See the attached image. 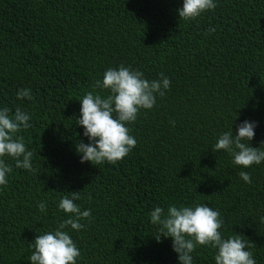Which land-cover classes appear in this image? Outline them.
<instances>
[{
    "label": "trees",
    "instance_id": "16d2710c",
    "mask_svg": "<svg viewBox=\"0 0 264 264\" xmlns=\"http://www.w3.org/2000/svg\"><path fill=\"white\" fill-rule=\"evenodd\" d=\"M215 2L188 22L183 0H0V108L30 115L19 135L35 169L5 157L13 171L0 187V264H31L30 244L68 218L59 201L78 191L74 203L92 220L65 229L77 264H179L171 238L155 239L150 213L194 204L218 211L223 236L245 237L264 264V162L244 169L213 152L244 121L256 124L250 146L264 143V0ZM121 65L149 81L163 73L170 89L127 125L137 146L122 161L81 163L80 101ZM20 89L33 99L18 100ZM215 254L198 247L194 264H215Z\"/></svg>",
    "mask_w": 264,
    "mask_h": 264
},
{
    "label": "clouds",
    "instance_id": "9594fccd",
    "mask_svg": "<svg viewBox=\"0 0 264 264\" xmlns=\"http://www.w3.org/2000/svg\"><path fill=\"white\" fill-rule=\"evenodd\" d=\"M216 7L215 0H183L182 8L177 11L180 20L191 22ZM170 85V79L163 73L159 79L149 81L143 72L123 65L106 70L102 81L96 80L93 91L80 101L77 123L84 128L83 135L89 140L87 144L79 141L76 145L81 163L90 162L93 166L105 162L116 164L128 156L137 146V141L127 125L134 124L142 110H152L157 96L162 98ZM97 90L108 94L101 95ZM17 99L32 100L31 89H20ZM30 119V115L20 107L15 108L14 114L8 107L0 108V187L7 186L8 174L13 171L5 157L14 160L16 168L35 172L33 152L26 148L24 137L19 135L32 126ZM172 123L175 126V122ZM255 128L254 122L244 121L237 126L234 135L231 127L230 131L218 137L213 152L228 153L232 163L244 169L260 165L264 162V143L259 148L250 146ZM239 177L245 183H252L251 174L247 171H240ZM79 199V191L60 199L58 207L68 218L54 231L38 235L30 244L34 249L29 258L31 264H77L81 252L65 229L79 232L86 226L83 222L91 223L92 220L90 209L81 211L80 206L74 203ZM38 209L46 211V203L40 202ZM150 220L158 227L157 242L161 237L171 238L179 264H194L192 253L198 247L216 250L215 264H256L253 253L247 250L254 244L238 234L225 238L221 232L224 222L220 213L206 204L169 205L166 211L158 206L151 211Z\"/></svg>",
    "mask_w": 264,
    "mask_h": 264
}]
</instances>
